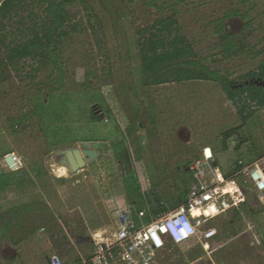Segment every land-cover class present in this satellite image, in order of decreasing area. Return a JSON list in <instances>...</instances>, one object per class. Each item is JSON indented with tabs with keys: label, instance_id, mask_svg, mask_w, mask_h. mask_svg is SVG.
Returning <instances> with one entry per match:
<instances>
[{
	"label": "rangeland",
	"instance_id": "rangeland-1",
	"mask_svg": "<svg viewBox=\"0 0 264 264\" xmlns=\"http://www.w3.org/2000/svg\"><path fill=\"white\" fill-rule=\"evenodd\" d=\"M67 1L71 23L80 28L58 45L60 68L32 57L16 68L5 64L7 47L27 40L28 29L45 19L44 7L27 0L0 30V163L8 152L26 163L23 183L10 182L16 174L0 176L12 183L0 193V264H50L56 253L65 264L87 261L97 246L90 213L118 224L123 205L152 219L173 210L196 182L188 168L211 148L209 163L218 161L213 171L224 176L215 196L220 212L203 218L200 230L216 235L201 234L163 262L264 264V204L249 201V209L234 198L240 191L245 201L246 192L263 198L235 170L257 161L264 167V108L243 122L219 82L152 86L139 56L144 31L171 17L174 33L188 38L201 65L234 86L260 83L243 77L264 63V0ZM226 33L237 47L231 56ZM92 113L101 119L94 122ZM116 126L122 133L112 134ZM238 127L241 149L231 142L234 155H225L223 135ZM70 148L97 149L100 156L59 176ZM208 180L214 183V175Z\"/></svg>",
	"mask_w": 264,
	"mask_h": 264
},
{
	"label": "trees",
	"instance_id": "trees-1",
	"mask_svg": "<svg viewBox=\"0 0 264 264\" xmlns=\"http://www.w3.org/2000/svg\"><path fill=\"white\" fill-rule=\"evenodd\" d=\"M27 0H8L0 7V30L4 28V20L17 13V9L24 5ZM33 3L44 7L46 17L40 23H35L29 28V34L26 41L13 43L7 47L5 58L6 67H15L27 58H41L45 61L55 60L58 45L68 37L71 32L79 31L80 24H72V16L67 9L69 2L67 0H31ZM86 1H84V4ZM90 9L91 8H87ZM177 22L167 17L157 22L151 29H146L140 40V61L141 73L144 78H148L150 85H162L168 83H183L188 81H213L219 82L222 90L226 94L231 104L238 109V113L243 122H248L251 119V114L255 108H264V86L259 83H243L240 86H234L232 82L218 71H212L209 68L201 65L195 58L197 53L189 42L188 38L180 33H174V26ZM70 28V29H68ZM227 34V33H226ZM224 37V36H223ZM231 35H225V40L229 44L225 46V53L232 55L236 50V45H231ZM4 64V63H2ZM58 67V65H57ZM60 68V67H58ZM243 79L249 81L258 80L264 82V63L258 69L248 73ZM101 117L92 113L94 122ZM116 129V130H115ZM114 133L121 132L118 126L115 127ZM240 127L231 129L224 133V147L229 146V139L234 137ZM122 133V132H121ZM123 137V134H121ZM121 137V139H122ZM107 140V139H106ZM241 149V144L237 147ZM241 165H238L235 173L241 170ZM16 174L12 183L25 182V178ZM2 177L5 176L1 175ZM227 184L230 183L229 176L225 175ZM8 180L0 182V192L8 185L12 184ZM251 183V182H250ZM250 191H256L251 183ZM184 194L182 201L186 199L187 191ZM250 209V203L246 200L241 205ZM236 215V214H235Z\"/></svg>",
	"mask_w": 264,
	"mask_h": 264
},
{
	"label": "built area",
	"instance_id": "built-area-1",
	"mask_svg": "<svg viewBox=\"0 0 264 264\" xmlns=\"http://www.w3.org/2000/svg\"><path fill=\"white\" fill-rule=\"evenodd\" d=\"M207 157L197 160L191 167L196 182L192 185L185 201L155 218H150L145 210L134 215L132 209H119L118 231L114 242L97 244L94 253L80 264H164L165 254L189 244L201 236L212 239L216 231L201 233L203 218L216 216L220 212L215 202L216 194L224 179L214 173L213 165ZM2 169L20 172L26 163L22 156L12 152L1 161ZM214 175V183L208 178ZM244 174L254 185L256 192L264 195V167L260 162L247 165ZM240 193V192H238ZM232 194V193H231ZM235 196V194H232ZM264 199V196H262ZM238 201L245 202L239 194ZM136 217L140 224L137 223ZM145 222V220H148ZM50 264H65L59 254L50 257Z\"/></svg>",
	"mask_w": 264,
	"mask_h": 264
},
{
	"label": "crops",
	"instance_id": "crops-1",
	"mask_svg": "<svg viewBox=\"0 0 264 264\" xmlns=\"http://www.w3.org/2000/svg\"><path fill=\"white\" fill-rule=\"evenodd\" d=\"M5 1H8V0H0V7L2 6V4L5 2ZM232 138H234V139H232L231 140V138L229 139V145H231V142H232V145H233V143H237V147H239L240 146V144H241V142H240V138H239V136L236 134L234 137H232ZM235 141V142H234ZM206 149V148H205ZM227 149H229V148H227ZM226 149V150H227ZM97 150V149H96ZM211 150H212V152H213V154H214V156H212L213 158L215 157V155H216V153H215V151L213 150V148H211ZM98 152H99V150H97ZM228 151V150H227ZM9 153H12V152H8L7 154H9ZM236 153V152H235ZM7 154H5V155H7ZM225 155H234V152L233 153H231L230 151H228V152H225ZM225 155H223V156H225ZM99 156H100V152H99ZM203 159V158H202ZM197 160H200V158H197L196 160H194V162L195 161H197ZM218 162V161H217ZM258 162V161H257ZM255 163V162H254ZM218 164H219V162H218ZM253 164V163H252ZM220 165V164H219ZM247 166V165H246ZM246 166L244 167V168H241V170L239 171V172H243L244 173V171H245V168H246ZM0 168L2 169V166H1V164H0ZM188 169H190L191 170V168H188ZM3 170V169H2ZM23 171V170H22ZM22 171H20V172H8V171H5V170H3V173H2V175H4V174H13V173H20V176H22ZM219 172V175H222L223 176V174L220 172V171H218ZM1 176V175H0ZM60 176V175H59ZM61 176H63V177H66V176H68V175H61ZM224 177V176H223ZM11 185V184H10ZM238 188H239V186H237ZM241 188H239V190H240ZM242 190V189H241ZM2 192V191H1ZM0 192V193H1ZM187 194H188V192H187ZM239 194H241V191H240V193ZM242 195V194H241ZM187 196V195H186ZM261 196H264V195H261ZM260 197V196H259ZM181 198V197H180ZM180 198H178L175 202V205H176V207L177 206H179L180 204H182L184 201H182V199H180ZM264 204V203H263ZM122 206V205H121ZM123 206H127L126 208L127 209H132L131 208V206H129V205H123ZM175 207V208H176ZM27 208L28 207H23V209H21V215L24 217H29V210H27ZM2 208H0V210H1ZM120 209H123V208H120ZM125 209V208H124ZM174 209V208H173ZM86 210H90L89 208H87ZM133 210V209H132ZM90 212V211H89ZM89 215V214H88ZM88 218V217H87ZM86 218V220H87V224H88V226H89V230H90V239L94 242V243H96V244H105V243H111V242H114L115 240H116V237H117V231H118V224H115L116 222H114V223H110L109 224V222L107 223L106 222V220H104V223H100V219L98 218V216H96L93 212H92V214L90 213V215H89V218L87 219ZM110 218V217H109ZM101 219H103V218H101ZM103 222V221H102ZM98 233V234H97ZM97 236H99V238H97Z\"/></svg>",
	"mask_w": 264,
	"mask_h": 264
},
{
	"label": "water",
	"instance_id": "water-1",
	"mask_svg": "<svg viewBox=\"0 0 264 264\" xmlns=\"http://www.w3.org/2000/svg\"><path fill=\"white\" fill-rule=\"evenodd\" d=\"M260 85L264 86V82H260ZM65 161H68L69 167L72 173H77L82 169L86 168L89 164L99 158V152L95 149H81V148H70L64 152ZM206 156L211 158V149H206ZM218 162H213V167H218ZM3 170L0 168V175H2ZM246 198L252 204H263L264 199H261L259 195L253 192H246Z\"/></svg>",
	"mask_w": 264,
	"mask_h": 264
},
{
	"label": "bare ground",
	"instance_id": "bare-ground-1",
	"mask_svg": "<svg viewBox=\"0 0 264 264\" xmlns=\"http://www.w3.org/2000/svg\"><path fill=\"white\" fill-rule=\"evenodd\" d=\"M55 171L58 173V175H67V174H69L71 172V169L69 167L68 161H65L64 163H62L58 168H56ZM97 238H99V236H97Z\"/></svg>",
	"mask_w": 264,
	"mask_h": 264
}]
</instances>
